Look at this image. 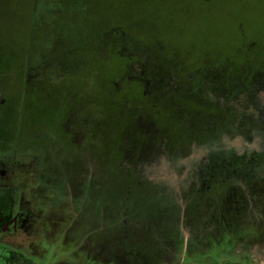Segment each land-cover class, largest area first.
<instances>
[{"label":"rangeland","instance_id":"374dc122","mask_svg":"<svg viewBox=\"0 0 264 264\" xmlns=\"http://www.w3.org/2000/svg\"><path fill=\"white\" fill-rule=\"evenodd\" d=\"M0 165V264H264V0H0Z\"/></svg>","mask_w":264,"mask_h":264},{"label":"flooded vegetation","instance_id":"af4514ba","mask_svg":"<svg viewBox=\"0 0 264 264\" xmlns=\"http://www.w3.org/2000/svg\"><path fill=\"white\" fill-rule=\"evenodd\" d=\"M12 149V148H11ZM16 151H18V148L13 149ZM42 152V151H41ZM43 155H45V153H42ZM41 154V155H42ZM43 158V156H42ZM1 166V165H0ZM0 173H3L2 171H0ZM20 186L19 183L16 180H11V182H9L8 184H0V235H9L11 237H14L17 233L21 232L20 229L21 228H25V226L23 225L24 222H29V220L26 217L25 219L23 217H21L19 214H17V196L20 193ZM40 217V216H39ZM38 222H42L41 219L38 220ZM34 223H36V221H34ZM27 227H32L33 229L37 227V225H30L28 224L26 226ZM33 232V231H32ZM40 231H38L39 233ZM34 236H39L38 238H41L43 240H45L43 237H41L40 235H36L37 231L33 232ZM31 234V235H33ZM43 235V234H41ZM1 239V238H0ZM2 242V240H0ZM39 241V240H38ZM40 243V242H38ZM43 243V242H42ZM42 243L38 245L36 244H32L29 243L30 246H34L35 248H40L42 247ZM8 245V243L6 244ZM42 249V248H41ZM32 257H26V255L23 253V251L20 250H11L9 252V256L7 258L8 259H16L14 262H12L11 264H14L16 262H18V260H22V262L24 264H34V262L32 261ZM48 258V261H51V255H49V253L45 255V258ZM6 260V264L7 263Z\"/></svg>","mask_w":264,"mask_h":264},{"label":"trees","instance_id":"16d2710c","mask_svg":"<svg viewBox=\"0 0 264 264\" xmlns=\"http://www.w3.org/2000/svg\"><path fill=\"white\" fill-rule=\"evenodd\" d=\"M15 260H16V259H13V258L8 259V260H7V263H8V264H11V263L14 262ZM224 264H233V263L225 262Z\"/></svg>","mask_w":264,"mask_h":264}]
</instances>
